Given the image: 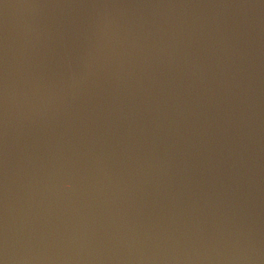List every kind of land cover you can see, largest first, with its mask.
<instances>
[{
    "label": "water",
    "instance_id": "1",
    "mask_svg": "<svg viewBox=\"0 0 264 264\" xmlns=\"http://www.w3.org/2000/svg\"><path fill=\"white\" fill-rule=\"evenodd\" d=\"M0 264H264V0H0Z\"/></svg>",
    "mask_w": 264,
    "mask_h": 264
}]
</instances>
